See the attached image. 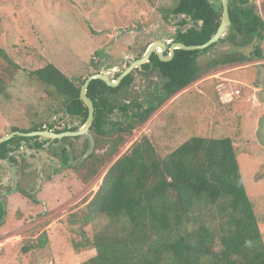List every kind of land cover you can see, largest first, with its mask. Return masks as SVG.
Wrapping results in <instances>:
<instances>
[{
	"label": "rangeland",
	"instance_id": "374dc122",
	"mask_svg": "<svg viewBox=\"0 0 264 264\" xmlns=\"http://www.w3.org/2000/svg\"><path fill=\"white\" fill-rule=\"evenodd\" d=\"M211 1L220 8L222 0ZM176 2L0 0V50L11 61L0 52V75L8 83L7 92L0 94V134L10 133L13 127L29 129L54 117L48 112V96L29 76L31 70L49 61L78 80L97 69L105 73L115 65L119 67L124 57L140 55L144 44L160 36H174L177 29L192 25L181 24L183 15L168 13ZM251 2L264 19V0ZM241 40L240 35L237 45L219 40L208 51L199 53V64L205 67L210 58L224 53H250L252 45L259 41L257 38L243 46ZM261 47L262 58L220 66L166 99L127 136L115 156L109 155L110 145L99 149L92 145L83 152L90 138L84 134L65 142L72 145L66 155L76 159L66 168L56 165L66 158L62 157L60 144L50 145L49 149L57 154L53 159L58 169L54 177L51 161L42 158L43 154L38 155L39 159L32 158L31 150L25 153L27 156L22 154L24 160L18 155L15 165L0 160V201L5 210L0 218V264H82L96 255L94 248L76 251L73 239H79L80 234L75 231L85 230L92 236L108 223L104 214L84 219L86 205L109 167L144 136L151 139L161 156L192 136H230L237 147L244 183L264 239V40ZM161 76L156 72L146 78L135 73L125 99H138L148 106L152 98L149 94L155 95L156 84L165 82ZM227 92L229 102H223L220 97ZM112 122L123 124L126 119L116 112ZM63 123L60 118L56 121L57 125ZM91 154L92 159L86 163ZM25 160H29V167L22 172L20 166ZM89 167L97 172H90ZM18 187L27 194L18 192ZM14 191L17 197L12 196ZM45 233L50 241L44 248H35Z\"/></svg>",
	"mask_w": 264,
	"mask_h": 264
},
{
	"label": "trees",
	"instance_id": "16d2710c",
	"mask_svg": "<svg viewBox=\"0 0 264 264\" xmlns=\"http://www.w3.org/2000/svg\"><path fill=\"white\" fill-rule=\"evenodd\" d=\"M229 3L232 27L220 40L237 45L240 35L241 45L248 46L258 38V43L252 45L253 50L214 56L205 67L199 64L198 50L176 49L170 61L154 56V71H158L165 82L160 90L156 86L155 95L149 94L152 98L146 107L138 99L129 102L125 99L126 90L133 82L132 73L117 87H110L100 79L92 80L87 95L95 105L90 128L94 140L88 138L83 152L93 144L96 149L110 145L109 155H117L127 136L147 121L159 105L201 79L206 72L263 57L264 19L251 0H229ZM222 10V4L217 8L211 0H177L168 13L183 15L181 24L191 22L192 25L185 30L177 29L174 39L186 45L207 42L219 28ZM0 52L11 63L7 54ZM29 76L48 96V112L66 120L67 126L58 132L78 130L85 124L89 111L79 96L88 76L73 80L49 61L31 70ZM7 90L8 83L0 75V94ZM116 112H121L125 123L112 122ZM54 117L46 123L50 128ZM74 117L76 120L70 123ZM44 124L21 131L44 129ZM15 130L19 128L11 129ZM2 136L0 134V138ZM70 138L65 137L63 141ZM30 139L15 136L0 143V160L17 164L14 154ZM66 154L64 150L62 155L68 161ZM238 156L230 136H192L166 156L158 154L147 136L135 141L130 150L109 167L86 205L84 219L104 214L108 223L92 236L71 227L80 234L79 239H73L77 252L86 248L96 250V255L82 264H264L263 234ZM92 157L89 155L86 163ZM28 167L24 162L20 170L24 172ZM89 170L97 172L90 167ZM3 212L0 201L2 217ZM49 241L45 233L35 248H44Z\"/></svg>",
	"mask_w": 264,
	"mask_h": 264
},
{
	"label": "water",
	"instance_id": "95a60500",
	"mask_svg": "<svg viewBox=\"0 0 264 264\" xmlns=\"http://www.w3.org/2000/svg\"><path fill=\"white\" fill-rule=\"evenodd\" d=\"M222 9H223L222 17H221L219 28L207 42L203 44H199V45H186L183 42L175 41L171 44L169 49H167V45L164 41L156 40L151 45L145 46L144 48L145 52L141 58L135 61H132L131 64L128 65L127 67L125 66V63L129 59H126L124 60L123 63L119 64L120 74L117 77L116 81H113L109 74H106L103 72L94 73L88 76L84 84L81 87L80 96H79V99L84 102V104L86 105L89 111L86 123L82 128L78 130H67V131H63L59 133L54 132L52 130H48V129L31 131V132H22L20 130H15V131H11L10 133L2 136L0 138V143L8 141L14 136H23V137L40 136L43 138L50 139V141L45 144V148H48L49 144L55 139L61 140L64 137H77V136H82L84 134H90L92 136L90 132V128L95 118V105H94L93 100L87 95L88 86L92 80L100 79L104 81L106 84H108L109 86L116 87L120 84L122 79L125 76H127L137 65L145 63L149 59V56L151 55V53L153 52L157 53L162 61H170L174 57L176 49L198 50L199 53L203 52L204 49L218 42L222 37H224L226 33L232 27L229 0H222ZM157 47H160L162 51H158ZM165 51H168L170 55L169 56L164 55ZM151 67L152 68L154 67V63H151ZM93 147H94V144H93Z\"/></svg>",
	"mask_w": 264,
	"mask_h": 264
},
{
	"label": "flooded vegetation",
	"instance_id": "af4514ba",
	"mask_svg": "<svg viewBox=\"0 0 264 264\" xmlns=\"http://www.w3.org/2000/svg\"><path fill=\"white\" fill-rule=\"evenodd\" d=\"M229 5H230V3H229ZM175 34H176V31H175V33H174V36H175ZM174 36H171V37H166V36H160V37H158L157 39H154V40H152L151 42H149V43H146V44H144V47H143V45H142V47L143 48H141V50H140V52H141V54L140 55H138V56H136V57H132V56H126V57H124V60H126V59H129V60H127L126 61V63H125V66L127 67L128 65H130L131 64V62L132 61H135V60H137V59H139V58H141L143 55H144V48H145V46H147V45H151L154 41H156V40H160V41H164L165 43H166V45H167V49H169V47L171 46V44L173 43V42H175L176 40L174 39ZM157 50L158 51H162V49L161 48H158L157 47ZM164 55H166V56H169L170 55V53L168 52V51H165L164 52ZM154 56H157L159 59H160V57H159V55L157 54V53H155V52H153V53H151V55L149 56V59L145 62V63H142V64H140V65H137L129 74H131L132 73V76H133V82L135 81V73L136 74H138V72L139 73H141L142 75H144V76H146V78H150L154 73L156 74V72L157 73H159L158 71H154V68H155V62L153 61V57ZM161 60V59H160ZM151 63H154V67L152 68L151 67ZM149 65V67H144V65ZM119 69H120V67H118V65H115V66H113L112 68H110L107 72H105L106 74H109L110 76H111V79L113 80V81H116L117 80V77L119 76V74H120V71H119ZM111 73H115L114 74V76H112L111 75ZM160 74V73H159ZM115 76H117L116 78H115ZM126 77V76H125ZM162 77V76H161ZM123 80V79H122ZM133 82H132V84H133ZM121 83V82H120ZM132 84H131V86H132ZM164 84V83H163ZM163 84H156V86L158 87V89L160 90L161 88H162V85ZM108 85V84H107ZM109 86V85H108ZM119 86V85H118ZM130 86V87H131ZM110 87H112V86H110ZM117 87V86H116ZM130 87H128V88H130ZM127 88V89H128ZM125 91V90H124ZM126 93H127V90H126ZM127 102H129L128 100H126ZM61 121H64V123L62 124V125H57L56 124V121H58V118L56 117L55 119H53L52 120V123H54L53 124V126H52V128H50L46 123L43 125V128L44 129H48V130H52V131H54V132H57V133H59L57 130L58 129H62V128H64L65 126H67V123H65V120H62V119H60ZM76 120V118L74 117L73 119H71V120H69V122L71 123V122H73V121H75ZM86 123V122H85ZM85 125V124H84ZM83 125V126H84ZM82 126V127H83ZM81 127V128H82ZM80 129V128H79ZM39 130H43V129H39ZM37 131V130H36ZM31 132V131H30ZM63 132V131H62ZM91 132V131H90ZM92 134V133H91ZM89 135V137H91V141H92V136L90 135V134H88ZM15 137V136H14ZM65 138V137H64ZM71 138H75V137H71ZM50 141V139H48V138H43V137H40V136H34V137H31V139H30V141H28V144H26V145H23V146H21V148L19 149V151H17L16 152V154H14V156L16 157V159H17V156L19 155L20 157H21V159H22V157H24V156H27L26 154L28 153V151L29 150H31V157L32 158H34V159H36V158H38L39 159V157H38V155H40V154H43V155H45V156H43L42 158H45L47 161H51V165L53 166V173H52V177H54L55 175H56V173H57V170L58 169H56V166H55V164H56V161H54L53 159H55V156L57 155L56 154V152L53 150V149H49V147H50V145L51 144H60V146H61V153L65 150L66 151V153H67V151L68 150H70L68 147H69V143L68 144H65V142L63 141V138L61 139V140H59V139H55L54 141H52L50 144H49V146H48V148H45V144L46 143H48ZM59 142V143H58ZM57 146H59V145H57ZM57 146H54V148L55 147H57ZM64 148V149H63ZM24 149H26V151H24ZM38 149H40V150H38ZM48 152H51L52 154H50V153H48ZM26 153V154H25ZM70 153L72 154V152L70 151ZM24 156H23V155ZM71 156V155H70ZM62 157H63V155H62ZM24 159V158H23ZM76 159H74V157H73V155L71 156V157H69V159H68V161L67 160H64V158H62V164H56L57 165V167H63V168H66V167H69V166H72V165H74L73 164V161H75ZM7 161V160H6ZM72 161V162H71ZM8 163H10L9 161H7ZM25 162H27V164L29 163V160H25ZM44 160H43V162H41L40 164V166H42L43 167V165H44ZM10 164H12V165H15V164H13V163H10ZM55 166V167H54ZM26 171V170H25ZM23 172V171H22ZM23 188H20V187H18V188H16V190L17 191H22L23 192V190H22ZM27 192V191H26ZM24 193V192H23ZM4 203V202H3ZM4 208H5V203H4ZM3 214H5V210H4V212H3ZM0 218H2V216H0Z\"/></svg>",
	"mask_w": 264,
	"mask_h": 264
},
{
	"label": "built area",
	"instance_id": "2783aa9c",
	"mask_svg": "<svg viewBox=\"0 0 264 264\" xmlns=\"http://www.w3.org/2000/svg\"><path fill=\"white\" fill-rule=\"evenodd\" d=\"M115 73H111L112 76H114ZM230 94L227 92L226 94H224L223 96L220 97V99L223 102H229V100H227L226 98H229Z\"/></svg>",
	"mask_w": 264,
	"mask_h": 264
},
{
	"label": "crops",
	"instance_id": "0c3cea01",
	"mask_svg": "<svg viewBox=\"0 0 264 264\" xmlns=\"http://www.w3.org/2000/svg\"><path fill=\"white\" fill-rule=\"evenodd\" d=\"M42 190H43V189H42ZM42 190H41V191H42ZM14 192H15V191H14ZM14 192H12V194H13ZM18 192H19V191H18ZM17 194H18V193L15 192L12 196H16V197H17V196H18ZM12 198H13V197H12ZM43 232H44V231H43Z\"/></svg>",
	"mask_w": 264,
	"mask_h": 264
},
{
	"label": "clouds",
	"instance_id": "9594fccd",
	"mask_svg": "<svg viewBox=\"0 0 264 264\" xmlns=\"http://www.w3.org/2000/svg\"><path fill=\"white\" fill-rule=\"evenodd\" d=\"M128 150V149H127Z\"/></svg>",
	"mask_w": 264,
	"mask_h": 264
}]
</instances>
